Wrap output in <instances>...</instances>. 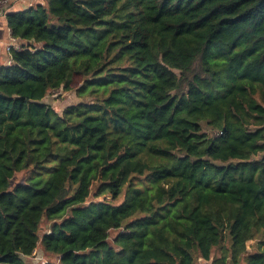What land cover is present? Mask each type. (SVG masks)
Segmentation results:
<instances>
[{"label":"trees","instance_id":"16d2710c","mask_svg":"<svg viewBox=\"0 0 264 264\" xmlns=\"http://www.w3.org/2000/svg\"><path fill=\"white\" fill-rule=\"evenodd\" d=\"M44 2L5 15L0 264H264V0Z\"/></svg>","mask_w":264,"mask_h":264},{"label":"rangeland","instance_id":"374dc122","mask_svg":"<svg viewBox=\"0 0 264 264\" xmlns=\"http://www.w3.org/2000/svg\"><path fill=\"white\" fill-rule=\"evenodd\" d=\"M43 4H45L44 0H43ZM53 23H55L54 20L50 22V24H53ZM46 100L48 101V103H50L54 107V109L57 112H60L67 105L78 102L80 98H78L72 91L61 92L60 90H56L54 92H51L49 95H47ZM54 164L55 163L53 161V162H49L45 164L40 169L31 170L29 168L28 170L26 169L24 171L17 173L12 179V185L16 183L42 185L47 180L49 173L51 171V167L54 166ZM113 233L114 232H111V234ZM223 255L226 256V260H225L226 262H229V264H234L232 263V260H231L230 251H229V243L227 239H225V241L222 242L221 245H219L218 247H215L212 252L213 258H220ZM23 259L25 262L29 264H43L47 261L57 263L58 261L57 256L46 254L42 250L40 245H38L35 248V250L30 256L23 257ZM197 263L198 264H213L211 260L204 261L202 259H198ZM238 264H244V263L243 261L240 260Z\"/></svg>","mask_w":264,"mask_h":264},{"label":"crops","instance_id":"0c3cea01","mask_svg":"<svg viewBox=\"0 0 264 264\" xmlns=\"http://www.w3.org/2000/svg\"><path fill=\"white\" fill-rule=\"evenodd\" d=\"M36 4H43V0H8L3 6V11L0 14V66L11 63L10 53L5 50V45L11 35L6 24L5 15L34 7Z\"/></svg>","mask_w":264,"mask_h":264},{"label":"built area","instance_id":"2783aa9c","mask_svg":"<svg viewBox=\"0 0 264 264\" xmlns=\"http://www.w3.org/2000/svg\"><path fill=\"white\" fill-rule=\"evenodd\" d=\"M6 0L0 1V14L3 11V6ZM20 47V41L10 35L8 42L5 45V50L10 53L11 50H19Z\"/></svg>","mask_w":264,"mask_h":264}]
</instances>
